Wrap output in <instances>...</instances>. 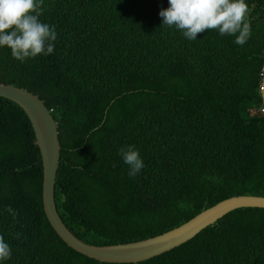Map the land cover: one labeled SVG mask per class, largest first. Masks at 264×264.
Returning a JSON list of instances; mask_svg holds the SVG:
<instances>
[{
  "label": "trees",
  "instance_id": "16d2710c",
  "mask_svg": "<svg viewBox=\"0 0 264 264\" xmlns=\"http://www.w3.org/2000/svg\"><path fill=\"white\" fill-rule=\"evenodd\" d=\"M251 34L189 40L159 16L168 0H43L54 50L21 62L0 47V83L37 95L60 144L55 203L81 241L113 245L181 225L237 195L264 196V0H245ZM133 145L135 176L119 154ZM32 125L0 97V264H264V208L232 210L185 243L135 263L89 258L42 206ZM11 208L13 213L5 209Z\"/></svg>",
  "mask_w": 264,
  "mask_h": 264
},
{
  "label": "water",
  "instance_id": "95a60500",
  "mask_svg": "<svg viewBox=\"0 0 264 264\" xmlns=\"http://www.w3.org/2000/svg\"><path fill=\"white\" fill-rule=\"evenodd\" d=\"M261 86L264 107V71ZM0 97L18 104L32 125L42 160V206L49 224L69 247L89 258L108 263L143 261L185 243L232 210L242 207L264 208V196H232L201 211L181 225L146 239L113 245L87 244L64 225L56 208L54 189L60 144L56 122L51 113L37 95L12 84L0 83Z\"/></svg>",
  "mask_w": 264,
  "mask_h": 264
},
{
  "label": "clouds",
  "instance_id": "9594fccd",
  "mask_svg": "<svg viewBox=\"0 0 264 264\" xmlns=\"http://www.w3.org/2000/svg\"><path fill=\"white\" fill-rule=\"evenodd\" d=\"M42 5L43 0H0V47L7 46L12 57L21 62L51 54L54 50L56 31L54 26L39 19ZM168 5L159 12L163 25L175 27L189 40L197 39V35L206 30L235 36L234 42L241 46L250 37L245 0H168ZM261 71L263 75L264 67ZM261 111L264 112L263 105ZM119 154L128 166L129 176L137 175L144 167L140 153L133 145L121 147ZM5 210L13 213L10 207ZM11 254L9 244L0 235V261L10 259Z\"/></svg>",
  "mask_w": 264,
  "mask_h": 264
},
{
  "label": "bare ground",
  "instance_id": "6f19581e",
  "mask_svg": "<svg viewBox=\"0 0 264 264\" xmlns=\"http://www.w3.org/2000/svg\"><path fill=\"white\" fill-rule=\"evenodd\" d=\"M57 205V204H56ZM58 209V208H57Z\"/></svg>",
  "mask_w": 264,
  "mask_h": 264
},
{
  "label": "built area",
  "instance_id": "2783aa9c",
  "mask_svg": "<svg viewBox=\"0 0 264 264\" xmlns=\"http://www.w3.org/2000/svg\"><path fill=\"white\" fill-rule=\"evenodd\" d=\"M50 111H51V109H50Z\"/></svg>",
  "mask_w": 264,
  "mask_h": 264
}]
</instances>
